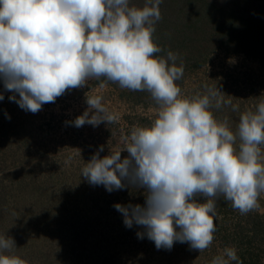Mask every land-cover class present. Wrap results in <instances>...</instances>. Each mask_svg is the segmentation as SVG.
Returning <instances> with one entry per match:
<instances>
[{"label": "clouds", "instance_id": "clouds-1", "mask_svg": "<svg viewBox=\"0 0 264 264\" xmlns=\"http://www.w3.org/2000/svg\"><path fill=\"white\" fill-rule=\"evenodd\" d=\"M163 0H0V80L9 101L33 114L68 90L92 79L122 89L148 92L158 110L148 125L135 126L123 146L103 157L101 145L81 168V177L111 193L143 190L144 203L114 204L125 227L139 226L157 250L187 243L209 248L216 231L213 217L221 196L241 215L259 209L264 193V98L239 115L235 131L217 119L223 101L217 86L182 95L178 54L166 58L154 41ZM103 87V84H101ZM0 92V101L4 100ZM102 94H85L87 108L70 123L80 128L118 116ZM232 111H238L233 106ZM8 119L11 117L5 112ZM122 152L127 155L122 157ZM0 236V264H26ZM211 264H242L234 247H225Z\"/></svg>", "mask_w": 264, "mask_h": 264}, {"label": "rangeland", "instance_id": "rangeland-1", "mask_svg": "<svg viewBox=\"0 0 264 264\" xmlns=\"http://www.w3.org/2000/svg\"><path fill=\"white\" fill-rule=\"evenodd\" d=\"M229 1L228 7L236 6ZM203 2L163 0L162 19L153 36L161 33L160 44L178 54L177 66L183 63V78L176 82L182 95L191 97L204 92L205 85L217 86L223 101L231 104L212 109L213 114L227 118L235 131L240 113L254 110L264 98V32L248 38L219 35L201 8ZM245 2L243 17L259 19L263 11L258 7L264 1ZM143 3L130 0V6ZM234 25L239 26L236 21ZM252 26L264 28V16ZM0 92L5 97L0 101V236L15 241L11 251L26 264H211L225 247H234L242 264H264V193L259 209L247 215L222 196L217 199L216 231L206 250H190L187 243L179 242L170 251L157 250L147 237H137L139 226L125 227L123 216L114 208L116 203L143 205V190L109 193L81 177V168L101 145L103 157L110 149L121 148L122 138L133 127L148 125L155 118L158 106L148 92L92 79L85 87L68 90L54 103L42 105L35 114L9 101L2 80ZM85 94H102L117 121L80 128L66 123L87 108ZM233 106L238 111H232Z\"/></svg>", "mask_w": 264, "mask_h": 264}, {"label": "trees", "instance_id": "trees-1", "mask_svg": "<svg viewBox=\"0 0 264 264\" xmlns=\"http://www.w3.org/2000/svg\"><path fill=\"white\" fill-rule=\"evenodd\" d=\"M200 1V0H198ZM202 1V0H201ZM216 2L212 1L213 3L210 4L209 0H204V6L201 8H204V13H207V15L210 17L211 21L214 23V25H216L215 27H218V31H220L219 35L224 34L225 36H227V34H232L234 33L236 35H239L240 37L244 38H248V37H253L254 35H258V34H262L264 32V28H256V26H252L256 20L259 21L262 20V16H264V2H263V6L258 7L256 5V7L261 8V11H263V13H260V18L259 19H254L257 16H253L252 17H243L244 11L246 7V2L245 0H230L229 3H236L235 7L230 8L227 5V1L228 0H215ZM264 1V0H263ZM252 2V1H251ZM208 4L212 5L211 7H208ZM252 8H255V4H251ZM249 8H247L248 10ZM259 15V13H258ZM234 21H236L237 24H239V26L234 25ZM236 27L235 32H233V27ZM183 31L187 30L184 29L183 27L181 28ZM161 33L159 34H155L153 36L154 41L157 43V45L163 49L162 52L157 53L156 55L158 56H164L166 58L168 47L158 41L160 38ZM157 36V37H156ZM102 80V78L100 79Z\"/></svg>", "mask_w": 264, "mask_h": 264}]
</instances>
